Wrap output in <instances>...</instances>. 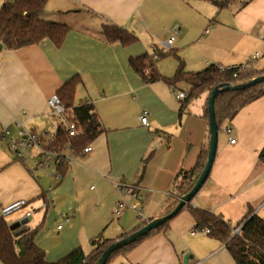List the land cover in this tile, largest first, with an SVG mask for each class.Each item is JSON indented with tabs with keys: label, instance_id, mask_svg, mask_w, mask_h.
Wrapping results in <instances>:
<instances>
[{
	"label": "crops",
	"instance_id": "crops-1",
	"mask_svg": "<svg viewBox=\"0 0 264 264\" xmlns=\"http://www.w3.org/2000/svg\"><path fill=\"white\" fill-rule=\"evenodd\" d=\"M41 17L66 24L68 31L59 47L48 38L16 49L0 44V121L12 127V115L25 110L30 127L53 132L58 119L49 116L47 100L78 75L74 102L90 100L104 127L89 153L74 154L69 166H58L65 172L51 190V176L35 172L30 157L15 158L0 140V206L30 200L32 213L25 223L41 224L35 242L46 260L56 261L78 246L90 252L97 236L117 238L160 217L176 176L195 165L208 141V120L202 114L205 94L180 114L172 87L163 81L144 82L129 66V58L163 47L178 26L170 48L184 58L186 71L244 62L261 70L264 0H231L221 9L210 0H46ZM103 24L124 27L137 40L128 45L109 42L101 33ZM190 50L206 57L202 68H187ZM157 69L165 76L175 71L163 70L158 62ZM176 88L182 89L181 84ZM142 111H147L146 125L140 122ZM226 126L234 143L224 132ZM261 153L264 95L240 108L218 132L210 173L190 200L192 207L219 215L232 228L249 211L264 218ZM137 193L144 197L146 220L131 209L115 214L120 198L132 200ZM23 215V209L16 211L6 221L19 223ZM107 264L237 263L225 243L196 230L190 211L183 208L166 227Z\"/></svg>",
	"mask_w": 264,
	"mask_h": 264
},
{
	"label": "trees",
	"instance_id": "trees-1",
	"mask_svg": "<svg viewBox=\"0 0 264 264\" xmlns=\"http://www.w3.org/2000/svg\"><path fill=\"white\" fill-rule=\"evenodd\" d=\"M210 1L218 9H221L229 4L231 0ZM245 2L243 1L241 5H244ZM45 3L46 0H3L0 6V44L8 49H16L39 43L48 38L55 46H61L68 27L64 23L41 17ZM101 33L107 41H118L122 45H128L137 40L136 35L131 31L113 24H103ZM154 54L156 57H154ZM166 56H173L177 61V66L171 76H165L157 69V62ZM129 66L146 83L163 81L173 88L179 83L187 84L188 89L183 90L185 97L179 100L178 112L180 114L193 100L205 94L202 114L207 120V99L215 86L226 83L235 85L264 74V68L261 70L250 68L238 71L236 66H233L231 70L222 71L215 64H208L195 72L186 71L184 61L177 51L172 48H158L156 46L151 53L144 52L130 57ZM235 72L236 75L234 76L233 73ZM79 82V76L74 75L58 87L55 92L64 107V115L63 119L54 123L52 144L60 150L68 147L73 154L81 153L85 146L89 145L104 131L100 118L90 100L82 99L78 103L74 102L75 88ZM262 95H264V82L245 89L219 92L214 98V112L218 132L222 130L226 121H230L235 116L240 108ZM69 125L73 126L75 133H68ZM207 154L208 141L200 151L195 165L189 170L179 172L176 176V181L167 197L166 207L161 216L172 211L179 199L193 187L205 165ZM261 154L264 159V153ZM60 170L65 172L64 168ZM183 208L190 211L196 229L207 228V234L210 237L225 243L226 248L237 264H264V218L249 211L236 225H242L239 233L232 234L233 228L219 215L208 210L192 207L190 202L186 203L181 210ZM150 220L144 221L133 231ZM168 221L137 238L134 242L113 251L105 264L116 255L125 254L144 237L166 227ZM40 227L41 224L34 227L27 223L10 224L6 221V218L0 216V261L3 264H96L109 245L128 234L124 233L111 239L97 236L91 240L92 249L90 252L85 253L82 247L78 246L58 260L48 261L45 258L44 250L35 242V236Z\"/></svg>",
	"mask_w": 264,
	"mask_h": 264
},
{
	"label": "built area",
	"instance_id": "built-area-1",
	"mask_svg": "<svg viewBox=\"0 0 264 264\" xmlns=\"http://www.w3.org/2000/svg\"><path fill=\"white\" fill-rule=\"evenodd\" d=\"M178 31L179 27L175 26L173 35L163 43V48L171 47L175 39L174 35H176ZM154 57H156L155 54ZM232 67L233 66H219V70H231L233 69ZM236 68L238 71L250 69L249 62H244L241 65L236 66ZM233 75L235 76L236 72L233 73ZM172 92L178 101L185 97V92L176 87H172ZM47 103L50 109L49 116L57 118L58 121L63 119L64 107L56 93L49 96ZM25 116V110H21L18 114L12 115V127L10 125L3 124L0 121V140L6 143L8 151L15 158L23 159L30 157L33 159V170L35 172L37 170H44L48 176H51L53 183H50L48 186V189L51 190L55 186L54 183L61 181L63 177L62 173L57 170L58 166H69L75 160L74 154L68 147L60 150V148L53 145V132H50L49 129L37 130L30 127ZM140 122L145 125L148 124L147 111H142L140 115ZM224 132L228 136L229 142L234 143L235 139L231 137V128L226 126ZM68 133H75V129L72 125L68 126ZM91 150L92 146L89 144L83 148L79 155L89 153ZM53 169H55V171L52 173ZM115 185L117 188L121 186L120 183H116ZM125 193L129 196L132 195V189L127 187L125 189ZM143 198V195L140 193H137L132 200H126L123 197L120 198L116 202L114 208L115 214H120L124 209H131L137 214L139 219L146 220L143 206L141 205ZM22 209L24 211L23 218L29 219L32 213V207L30 206V200L24 198L15 200L7 205L0 206V216L8 218L12 213ZM241 226L242 225H238L234 227L232 234L239 233ZM60 227L61 225L57 226V228ZM198 231L207 233L208 229L204 228ZM193 233L194 232H192V234Z\"/></svg>",
	"mask_w": 264,
	"mask_h": 264
},
{
	"label": "water",
	"instance_id": "water-1",
	"mask_svg": "<svg viewBox=\"0 0 264 264\" xmlns=\"http://www.w3.org/2000/svg\"><path fill=\"white\" fill-rule=\"evenodd\" d=\"M264 82V74L258 75L254 78H252L249 81L239 83L232 85L230 83L217 85L215 86L211 94L209 95L207 99V111H208V132H209V139H208V154H207V160L205 162V165L198 175L193 187L190 189L189 192L184 194L180 199L177 205L170 211L168 214H165L160 217H156L154 219H151L148 221L145 225L140 227L139 229L132 231L128 233L126 236L122 237L121 239H117L114 243L109 245L101 254L96 264H105L110 254L115 251L118 248H121L125 245L130 244L131 242H134L137 238L145 235L149 231L153 230L154 228H157L158 226H161L164 222L171 219L173 216H175L183 206H185L186 203L190 202V200L194 197L196 192L200 189L202 184L205 182L206 178L208 177L210 173V169L212 166V162L215 157L216 148H217V140H218V127L217 122L215 118V112H214V98L215 96L225 90H240L245 89L247 87H250L252 85H255L257 83ZM27 221L26 218H23L20 220L19 223H25ZM13 224V223H12Z\"/></svg>",
	"mask_w": 264,
	"mask_h": 264
},
{
	"label": "rangeland",
	"instance_id": "rangeland-1",
	"mask_svg": "<svg viewBox=\"0 0 264 264\" xmlns=\"http://www.w3.org/2000/svg\"><path fill=\"white\" fill-rule=\"evenodd\" d=\"M3 0H0V6L2 4ZM196 49L199 51V47L196 46ZM182 56V55H181ZM196 56L197 57L196 59ZM199 60L201 61H198ZM205 56L202 54H199L198 52H196L195 50H190L189 52H187L186 54V63H187V68L189 67H193L192 69H200L202 68V66L204 65V60H205ZM184 59V58H183ZM159 66L163 69V70H167L169 72H171V70H174L175 67L177 66V61L176 58H174L173 56H166L162 59H160L158 61ZM189 69V68H188ZM196 71V70H195ZM182 86V90H186L188 88V85L185 83H179ZM59 118V117H58ZM59 223H62V221H59Z\"/></svg>",
	"mask_w": 264,
	"mask_h": 264
}]
</instances>
